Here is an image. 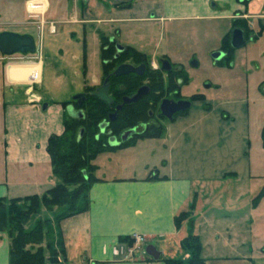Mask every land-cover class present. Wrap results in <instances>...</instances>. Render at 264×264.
I'll return each instance as SVG.
<instances>
[{"label": "crops", "instance_id": "1", "mask_svg": "<svg viewBox=\"0 0 264 264\" xmlns=\"http://www.w3.org/2000/svg\"><path fill=\"white\" fill-rule=\"evenodd\" d=\"M7 1L6 16L13 14L16 1L25 14L0 20V34L29 36L35 50L0 57V200L41 197L58 183L48 141L63 134L66 114L77 112L63 104L102 82L103 75L90 69L91 53L100 58L101 36L130 37L138 23L162 25L190 12L205 19H231L236 12L244 19L264 18V0H249L247 10L239 0H45L46 11L38 17L28 12V0ZM252 47L259 50L257 43ZM206 99L163 124L160 138L98 156L139 148L154 156L161 151L141 175L100 176L98 166L88 211L62 224L67 264H164L183 256L181 241L192 231L201 239L205 264H264V245L254 248L256 241L264 242V196L255 203L264 176L251 155L249 98L224 99V107ZM259 131L256 143L264 149ZM191 205L192 222L177 229L175 218ZM219 206L224 214L212 213ZM135 236L144 242L126 256L128 245L120 239ZM148 246L159 253L157 259L147 254ZM10 248L9 236L0 232V264H9Z\"/></svg>", "mask_w": 264, "mask_h": 264}, {"label": "trees", "instance_id": "2", "mask_svg": "<svg viewBox=\"0 0 264 264\" xmlns=\"http://www.w3.org/2000/svg\"><path fill=\"white\" fill-rule=\"evenodd\" d=\"M239 1L246 7L248 0ZM130 6V4L125 5L127 8ZM237 24L248 27L245 20H239ZM226 38H229V34ZM127 49L119 58H116L115 43H111L108 37L101 36L102 84L106 78H109L112 105L95 97L94 92L97 88L91 87L85 88L84 99L82 98L81 102L73 100L63 104L65 109L72 106L77 112H82L83 116L73 117L67 113L64 119L63 134L52 136L48 141L47 152L51 158L52 172L58 179L56 186L41 197L0 200V232L6 233L11 241L9 264H59L57 260L59 255H62L65 260L63 264H67L64 237L60 225L63 221L88 211L90 189L99 180L96 177L98 166L94 164L95 160L103 153L133 146L140 140L160 138L164 133L163 124H152L141 134L133 136L118 146L109 144L111 137L120 139L127 130L134 128L139 123L148 122L150 120L149 111L154 109V107H150V99L145 97L136 104L123 105L122 110L117 112V119L109 122V116L116 112V107L122 104L123 98L133 96L145 80V77L132 74L121 77L114 75V71L121 64L146 62L148 59V56L137 50H129L133 49L131 47ZM146 64H149V59ZM158 80V87L153 88L154 91L161 90L165 93L176 88L179 89L172 79L165 83L159 74ZM192 100L204 101L205 96H193ZM186 113L182 112L177 116ZM104 122H108L109 125L104 132H101L100 126ZM261 138L264 146V127ZM263 196L264 190L255 199V203H258ZM41 205L47 208H60L61 212L55 218L57 233L53 232L51 220H38L32 228L25 227L31 217L38 213ZM193 209L194 205H191L188 210L182 211L175 218L177 229L184 222H192ZM46 238L49 240L44 248L42 244ZM120 242L127 243L131 247L134 240L121 238ZM181 249L183 253L189 254L188 258H168L163 260L164 264L206 263L201 239L193 231L189 232L181 241ZM45 251H48V256Z\"/></svg>", "mask_w": 264, "mask_h": 264}, {"label": "rangeland", "instance_id": "3", "mask_svg": "<svg viewBox=\"0 0 264 264\" xmlns=\"http://www.w3.org/2000/svg\"><path fill=\"white\" fill-rule=\"evenodd\" d=\"M51 1L54 2V0ZM16 2L17 4L14 7L15 10L13 11V14L6 16L4 12L7 10L9 3L7 0H0V20L11 21L14 18L24 17V5L21 4V1ZM154 2L155 0H153V4ZM159 2H161V0ZM247 8L248 3L245 9L247 10ZM247 12L248 11H246V13ZM182 13L184 12L182 11ZM236 13L234 14L235 17L239 15H236ZM187 15H189V17L178 18L175 19L174 22H166L162 23V25L161 22L138 23L136 24L137 28L134 29V32H137L138 35L133 32L130 37L127 34L128 38L126 35L119 36L118 40L124 45L125 43L130 44L133 47L150 54L148 59L151 60L152 64L156 63L158 58L164 56L165 53L168 57L170 56L173 61L184 64L191 76L192 82L188 87L183 88L182 94L187 98H189L192 93H200L205 96L204 101L197 102L196 104L194 103L192 107L195 105L199 106L200 104L203 105L208 101L206 98L213 100L212 102L218 100L214 105H222L221 107L228 105L227 101L224 99L234 97L249 98V113L252 129L251 155L254 161H260V166L258 165L261 167L259 175L264 176V149L262 146H259L261 144L258 145L256 143V138H258L257 136H259L260 133L259 130H261V128L263 130L264 127V37L257 42L259 50H250L251 48L248 44L247 47L250 48L249 50H247L248 48H245L238 51L236 55L237 62L235 57L233 66H222V64L217 65L214 56L217 54L221 41L230 33L233 26L232 21L234 20V16L231 19H205L196 17V14H192V12ZM242 20H245L247 24L249 23L254 31H258L260 28L258 21L263 22L264 18H243ZM1 27L6 28L4 25H1ZM141 35H144V38H140L139 36ZM92 51L93 50H91V52ZM249 53L254 54L250 56ZM243 56H247L246 64L242 65L244 61L243 59L240 65V60ZM251 58L256 60H253L254 62L252 63L250 62ZM192 60L198 62L197 67L191 65ZM256 66H258V68L255 70ZM249 68H251V75L248 74L250 70ZM90 69L93 74L98 73V75L101 76L100 58L98 55H94V53H91ZM101 85L102 82L94 88H98ZM214 105L213 107H215ZM167 122L169 121L163 120L162 124H167ZM150 144L154 145V143ZM158 152L159 153L157 154L160 155L161 151ZM158 155L154 156V154L143 153L139 148L137 150L120 153L117 157L109 154L103 155L98 158L96 161L97 164L95 162L94 164L101 167V171L99 172L100 176L111 177L114 173L116 175H121L122 177V175L126 176L133 171L138 175H141L145 170V166L147 164L152 166L155 160H157ZM150 169H152V167L149 168V171ZM117 170H119L118 173L115 172ZM217 191L220 192L219 189H217ZM210 192L211 196L214 195L212 188H210ZM6 207H8V205H6ZM216 208L222 212L212 210V213L221 215L224 212V208L220 209V206ZM60 212V208L58 207L47 208L44 205H41L38 213L31 217L29 223L25 227L27 229L32 228L38 220H51L53 232L57 233L58 228L55 225V218L58 217ZM63 223L64 221L60 225L61 231ZM260 230L264 233V223L260 226ZM208 236H211V234L208 233L204 236L205 243L207 244L209 243L207 240L211 239V237ZM47 240L49 239L46 238L42 244L44 248H46ZM143 242L144 241L139 242L138 244L134 242L131 247L127 246L128 249H130L129 255H132L135 248L143 244ZM262 245H264V242L258 240V242L256 241V246H254V248L258 250ZM250 248L251 244L249 243L248 249L250 250ZM45 253L48 256V251H45ZM124 255L125 254H123V256ZM188 256L189 254L183 253L182 257L186 259ZM57 260L59 264L65 263L62 255H59Z\"/></svg>", "mask_w": 264, "mask_h": 264}, {"label": "flooded vegetation", "instance_id": "4", "mask_svg": "<svg viewBox=\"0 0 264 264\" xmlns=\"http://www.w3.org/2000/svg\"><path fill=\"white\" fill-rule=\"evenodd\" d=\"M236 15H238V14H236ZM233 19H234L232 21L233 22V26H232V29H231V31L229 33V38L228 39L224 38L221 41V43L219 45V48L217 50V53L221 54L220 60H218V61L215 60V63L217 65L222 64V66H224V65L227 64L228 66H233V63L235 61V57L237 55V52L241 51V50H243L245 48H248L247 47L248 44L250 45L251 49L248 48L247 50H249V49L250 50H255V48L251 47V45L252 46L255 45L260 40V38L263 36V34H264V30H262L264 28V21L263 22H261V21L259 22L258 21L260 28H259L258 31H254L253 28L250 27L249 23H248V27H245L242 24H237V22L239 20L243 19V18L241 19V17H239V15L237 17H234ZM148 21H153V18H150ZM235 28H239V29H242L244 31L245 39L247 41L246 45L244 47H242V48H239V49H234L232 47V45H231L232 31ZM109 41L111 43H115V47H116V56L115 57L116 58H119L120 55L124 52V50H128L127 49L128 47L133 48V49H129V50H137V51L145 54L146 56L150 55V54H148L146 52H143L140 49L135 48L133 46H124L116 38H113V39L109 38ZM231 57H233V58L231 59ZM214 58H215V56H214ZM146 60L148 61V59H146ZM192 61H196V60H192ZM192 61H191V65H192ZM146 62L143 61V62H140V63L139 62L138 63H132V62L124 63V64H130V65H132L135 68H139V67L143 66V68H144L143 70L144 71H143L142 75L135 74V73H130V74L138 76V77H145V80L143 81V85L140 88L147 87L149 89V91H148V94L143 96L139 101H141L143 98L147 97L148 99H150V107H154V109H150V111H149L150 120L148 122L139 123L134 128L129 129V130L135 129V131H136V133L134 135H132L130 138H132L135 135L141 134L146 129H148L150 127V125H152V124L160 125V124H162L163 120H168L164 116H161L160 107H161V104H162L163 100L167 99V100H171V101H174V102L189 101L191 103V107H192L194 102H197V101H193L192 97L193 96H197V95H203V94H200V93H196V94L192 93L191 96L189 98H187L186 96H184L182 94L183 88H186V87L189 86V84H191V82H192L191 76H190V74H189V72L186 69V66L184 64L176 62V61H173L172 58L170 56L168 57V55L166 53L164 54V56L158 58L156 63L152 64L150 59H149V64L148 65L146 64ZM165 62L169 63V64L168 63L166 64V68L168 67V70H164L163 69V66H164ZM197 64H198V62H197ZM193 67H197V66H193ZM159 74H160V78L162 80H164L165 83L166 82L167 83L170 82V80L172 79L174 81V83L179 87V89L176 88V89H174L171 92H165V93H163V91H161V90L160 91H154L153 88L158 87ZM138 90H137V92H138ZM152 93H154V95L156 94V96L151 95ZM133 96H131V97H133ZM131 97H128V98H131ZM153 98H157V99L155 100ZM138 102H136V103H138ZM136 103H132V104H136ZM120 105H125V104H123V100H122V104H120ZM117 107H116V112H117ZM178 114H180V113H177L175 115V117ZM117 140L119 142V145L121 143H123L121 141V137H120V139L117 138Z\"/></svg>", "mask_w": 264, "mask_h": 264}, {"label": "water", "instance_id": "5", "mask_svg": "<svg viewBox=\"0 0 264 264\" xmlns=\"http://www.w3.org/2000/svg\"><path fill=\"white\" fill-rule=\"evenodd\" d=\"M247 41L245 39L244 31L239 28H235L232 31V37H231V45L234 49L242 48L246 45ZM35 46L33 39L29 36H20L14 33L9 32H3L0 34V53L4 56H12L17 53H27V52H34ZM221 54L215 55V60H220ZM168 62L164 63L163 69L168 70V67L166 68V64ZM169 64V63H168ZM192 66H198L196 61H192ZM143 66L139 68H135L130 64H122L119 66L115 72L114 75L117 77L125 76L130 73H135L142 75L143 74ZM109 78H106L103 85L97 88V90L94 92V96L99 98L100 100L106 102L109 105L113 104V99L110 96V84H109ZM149 89L147 87H142L138 90V92L131 98L125 97L123 99V104L129 105L132 103L138 102L143 96L148 94ZM84 99V94H80L75 96L74 100H77L81 102V99ZM123 105H119L117 107V112L122 110ZM191 108V103L189 101H179L174 102L171 100H163L160 110H161V116H164L166 119L172 121L175 118V115L177 113L188 111ZM117 112L111 114L109 116V122H113L117 119ZM71 116H83L82 112H76L73 113ZM109 123L104 122L101 124V132H104L106 128L108 127ZM136 133L135 129L128 130L124 132V134L121 136V141L125 142L127 141L132 135ZM109 144L111 146H118L119 142L117 138L111 137L109 139ZM146 252L149 256H152L153 258H158L159 253L156 251L154 246H148L146 248Z\"/></svg>", "mask_w": 264, "mask_h": 264}, {"label": "built area", "instance_id": "6", "mask_svg": "<svg viewBox=\"0 0 264 264\" xmlns=\"http://www.w3.org/2000/svg\"><path fill=\"white\" fill-rule=\"evenodd\" d=\"M42 1H44V0H28L27 1V8H28V12L30 13L31 17H38V16L43 15L45 13L47 5H46L44 10L35 9L37 6H40V4H36V3H39ZM34 2H36V3L31 5L32 6V9H31L29 3H34ZM134 241L136 244H138L139 242L144 241V238H142L140 236H135ZM129 252H130V249H128L126 256L129 255Z\"/></svg>", "mask_w": 264, "mask_h": 264}, {"label": "bare ground", "instance_id": "7", "mask_svg": "<svg viewBox=\"0 0 264 264\" xmlns=\"http://www.w3.org/2000/svg\"><path fill=\"white\" fill-rule=\"evenodd\" d=\"M36 2H34V3H29V5H30V8L32 9V4H35ZM36 4H40V6H37L35 9H40V10H44L45 9V7H46V5H47V2L44 0V1H42V2H39V3H36Z\"/></svg>", "mask_w": 264, "mask_h": 264}]
</instances>
